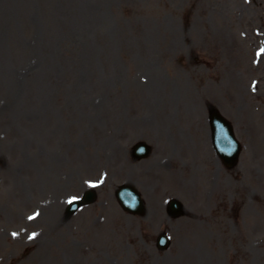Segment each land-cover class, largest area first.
Listing matches in <instances>:
<instances>
[{"label": "rangeland", "instance_id": "rangeland-1", "mask_svg": "<svg viewBox=\"0 0 264 264\" xmlns=\"http://www.w3.org/2000/svg\"><path fill=\"white\" fill-rule=\"evenodd\" d=\"M262 50L264 0H0V264H264ZM211 105L244 144L232 170ZM126 179L146 216L117 202Z\"/></svg>", "mask_w": 264, "mask_h": 264}, {"label": "water", "instance_id": "water-1", "mask_svg": "<svg viewBox=\"0 0 264 264\" xmlns=\"http://www.w3.org/2000/svg\"><path fill=\"white\" fill-rule=\"evenodd\" d=\"M211 120L213 127L217 131L216 137L218 140L215 141L216 147L220 152L221 156L226 160L229 164H234L237 162L239 157V153L241 150V146L239 142L236 140V137L233 132V128L224 119L217 111L212 112ZM135 152H138L139 157L145 156L149 153V146H138L135 148ZM117 195L122 203L126 208L133 210L134 212H142L143 210V203L140 198L138 191L132 185H123L121 186L118 191ZM96 193L91 190L88 191L84 199L81 201H74L69 206V211H74L80 204L91 202L95 199ZM173 205H177L174 203ZM179 207V206H178ZM160 245L165 247L166 239L164 237L160 240Z\"/></svg>", "mask_w": 264, "mask_h": 264}, {"label": "bare ground", "instance_id": "bare-ground-1", "mask_svg": "<svg viewBox=\"0 0 264 264\" xmlns=\"http://www.w3.org/2000/svg\"><path fill=\"white\" fill-rule=\"evenodd\" d=\"M152 78V80L154 79L153 77H151Z\"/></svg>", "mask_w": 264, "mask_h": 264}, {"label": "snow or ice", "instance_id": "snow-or-ice-1", "mask_svg": "<svg viewBox=\"0 0 264 264\" xmlns=\"http://www.w3.org/2000/svg\"><path fill=\"white\" fill-rule=\"evenodd\" d=\"M262 51H264V50H262ZM75 199V198H74ZM71 202V201H70Z\"/></svg>", "mask_w": 264, "mask_h": 264}]
</instances>
